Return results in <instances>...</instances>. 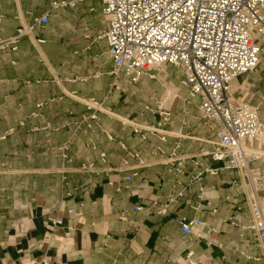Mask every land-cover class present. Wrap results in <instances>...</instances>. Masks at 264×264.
Listing matches in <instances>:
<instances>
[{
	"label": "crops",
	"instance_id": "obj_1",
	"mask_svg": "<svg viewBox=\"0 0 264 264\" xmlns=\"http://www.w3.org/2000/svg\"><path fill=\"white\" fill-rule=\"evenodd\" d=\"M63 2L74 5H53ZM102 9L99 0H0V41L48 17L0 52V264H189V253L195 264H264L245 178L209 156L220 128L178 67L135 81L112 75ZM254 39L260 64L231 92L264 124V39ZM177 79L188 106L166 87ZM244 145L258 155L249 168L264 202V137ZM193 220L202 225L183 234L180 223Z\"/></svg>",
	"mask_w": 264,
	"mask_h": 264
},
{
	"label": "built area",
	"instance_id": "obj_2",
	"mask_svg": "<svg viewBox=\"0 0 264 264\" xmlns=\"http://www.w3.org/2000/svg\"><path fill=\"white\" fill-rule=\"evenodd\" d=\"M99 2L103 6L102 15L110 25L105 39L107 54L113 62L112 75L117 78L123 73L135 81L148 70H160L166 65L178 67L188 96L198 97L204 118L220 128L217 148L209 156L214 162L224 163L226 169L241 172L245 178L251 213L248 228L254 232L264 259V202L259 200L260 179L249 168L258 155L244 145L246 141L258 142L264 137V124L256 109L235 100L231 92L237 77L255 72L260 64L262 46L254 39V34L264 39V0ZM53 5L73 6L74 2ZM47 21V15H43L20 27L15 36L0 41V52L16 50L21 38L31 37L34 30ZM35 43L43 41L35 39ZM95 118L92 115L86 120ZM163 120L166 122L168 115ZM130 157L137 159L138 155ZM100 160L105 162L104 154L100 155ZM123 163L128 166L126 160ZM91 168L87 165L81 170ZM125 180L129 181L130 177ZM142 209L134 208L135 211ZM160 214H165V210ZM201 225L196 220L180 223L185 235ZM192 257L193 253L186 257L189 264H195ZM29 264L50 263L43 258Z\"/></svg>",
	"mask_w": 264,
	"mask_h": 264
},
{
	"label": "rangeland",
	"instance_id": "obj_3",
	"mask_svg": "<svg viewBox=\"0 0 264 264\" xmlns=\"http://www.w3.org/2000/svg\"><path fill=\"white\" fill-rule=\"evenodd\" d=\"M258 39H261L259 36H257ZM169 70L175 74L176 72H178L177 70L173 69V68H169ZM174 78V77H173ZM180 79V78H179ZM179 79H177L176 83H171V84H167V88L171 89L172 90V87H173V91L171 92V94L177 96V101H175V104L179 103V104H188L186 103L184 100L187 98V96L185 97V91L181 88V86L179 85ZM142 80H147L146 78H141L139 79L138 81H136L135 83H131V85L133 87L139 85L140 83H142ZM143 86H152L153 87V94H156L158 95L159 94V89L163 86H161L160 84H157L155 86H153L151 83L147 84V83H144ZM164 89H166L165 87H163ZM187 94V93H186ZM181 97V98H180ZM181 99V100H180ZM179 101V102H178ZM187 101H191L189 99H187ZM189 105H192L191 103ZM188 106V105H186Z\"/></svg>",
	"mask_w": 264,
	"mask_h": 264
}]
</instances>
